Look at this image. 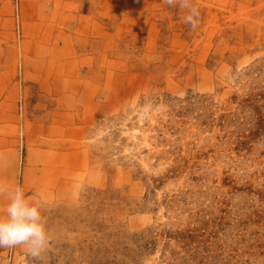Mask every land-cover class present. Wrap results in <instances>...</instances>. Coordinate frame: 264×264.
I'll use <instances>...</instances> for the list:
<instances>
[{
  "label": "rangeland",
  "instance_id": "rangeland-1",
  "mask_svg": "<svg viewBox=\"0 0 264 264\" xmlns=\"http://www.w3.org/2000/svg\"><path fill=\"white\" fill-rule=\"evenodd\" d=\"M194 3L23 0L17 39L0 0V185L50 237L0 264H264V0Z\"/></svg>",
  "mask_w": 264,
  "mask_h": 264
},
{
  "label": "clouds",
  "instance_id": "clouds-1",
  "mask_svg": "<svg viewBox=\"0 0 264 264\" xmlns=\"http://www.w3.org/2000/svg\"><path fill=\"white\" fill-rule=\"evenodd\" d=\"M165 2L170 7L183 10V22L192 30L197 29L200 10L194 0ZM2 191H7V203L3 214H0V248L23 246L29 256L40 258L50 243L42 212L43 202L37 198L26 197L24 189L19 185L11 189L0 185V192Z\"/></svg>",
  "mask_w": 264,
  "mask_h": 264
},
{
  "label": "bare ground",
  "instance_id": "bare-ground-1",
  "mask_svg": "<svg viewBox=\"0 0 264 264\" xmlns=\"http://www.w3.org/2000/svg\"><path fill=\"white\" fill-rule=\"evenodd\" d=\"M9 8H10V6H9ZM29 26H30V24H29ZM120 28H121V25H120ZM27 29V28H26ZM29 29V28H28ZM33 32V31H32ZM100 32V31H99ZM28 33V32H27ZM27 36V35H26ZM68 43V42H67ZM27 46V45H26ZM107 55V54H106ZM52 57V56H51ZM101 57L102 58H104V55L102 54L101 55ZM108 57V56H107ZM51 59V58H50ZM56 61V60H55ZM91 61V60H90ZM52 62H53V60H52ZM72 64H74V62L72 63ZM71 65V64H70ZM110 65H112V66H114V67H118V68H124V66H123V64H121V62H117V61H112V62H110ZM55 66V65H54ZM71 66H73V65H71ZM75 66V65H74ZM69 73V72H68ZM109 73V72H108ZM110 74V73H109ZM70 75V74H69ZM56 78L57 79H60L58 76H56ZM108 88V87H107ZM110 89V88H109ZM1 90V89H0ZM111 90V89H110ZM11 95H12V93H11ZM11 97H9V99H10ZM12 105H14L13 103H11V102H9L8 101V103H4V105H2L1 107H2V112H1V109H0V112H1V114H0V118H2V119H6V118H11L12 119V115L11 114H8V113H5L4 114V112L6 111V110H8L9 108H11L12 107ZM17 106V105H16ZM16 108V107H15ZM9 111V110H8ZM18 114V113H17ZM15 116V115H14ZM16 117V116H15ZM14 117V118H15ZM19 121V120H18ZM62 122V121H61ZM59 123V122H58ZM53 128V127H52ZM1 129H3V128H1ZM0 129V130H1ZM51 130V129H50ZM54 131V130H53ZM6 132V131H5ZM51 133V132H50ZM1 136V135H0ZM1 142H3V139H1L0 140V143ZM37 150V149H36ZM44 150V149H43ZM33 151V150H32ZM38 152H40V151H38ZM34 153V152H33ZM37 153V152H36ZM38 155V154H37ZM42 155V154H41ZM46 155H47V153H46ZM65 156H66V154H65ZM67 157V156H66ZM3 167V166H2ZM10 170V169H9ZM6 171H8L7 169H6ZM31 171V170H30ZM3 172H4V170H3ZM1 174H2V172H0ZM52 173V172H51ZM5 174V173H4ZM13 175V174H12ZM29 175V174H28ZM60 175V174H59ZM23 177H25V176H23ZM8 179V178H7ZM29 179V178H28ZM0 180H1V178H0ZM10 180H12V179H10ZM31 182V181H30ZM58 182V181H57ZM9 184V183H8ZM15 184V183H14ZM26 184V183H25ZM10 185V184H9ZM31 186V185H30Z\"/></svg>",
  "mask_w": 264,
  "mask_h": 264
},
{
  "label": "built area",
  "instance_id": "built-area-1",
  "mask_svg": "<svg viewBox=\"0 0 264 264\" xmlns=\"http://www.w3.org/2000/svg\"><path fill=\"white\" fill-rule=\"evenodd\" d=\"M14 6V32L17 39L22 38V28H21V20H20V0H12ZM19 112H22V103H19Z\"/></svg>",
  "mask_w": 264,
  "mask_h": 264
},
{
  "label": "crops",
  "instance_id": "crops-1",
  "mask_svg": "<svg viewBox=\"0 0 264 264\" xmlns=\"http://www.w3.org/2000/svg\"><path fill=\"white\" fill-rule=\"evenodd\" d=\"M22 1L23 0H20V20H21V28H22V33H23V26H22V21H23V15H22ZM97 12H96V10L95 9H92L91 10V15H93L94 16V18L97 20L98 18H97ZM15 24V20H14V17H13V25ZM93 39H91V46H93V47H96V45H97V43H96V41H97V39H94V42L92 41ZM90 45H88V46H85L84 47V50H83V48L82 49H80L79 48V51H81V52H89V51H91V50H89V47H90ZM91 49V48H90ZM96 50V49H95ZM96 55V54H95ZM95 67H96V65H95ZM37 117V116H36ZM41 121V120H40Z\"/></svg>",
  "mask_w": 264,
  "mask_h": 264
}]
</instances>
